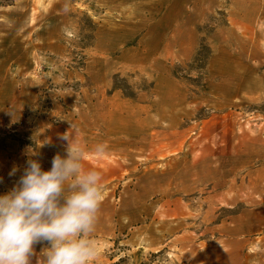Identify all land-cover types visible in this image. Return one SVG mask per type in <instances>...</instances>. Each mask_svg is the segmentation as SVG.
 Returning a JSON list of instances; mask_svg holds the SVG:
<instances>
[{"label": "rangeland", "instance_id": "obj_1", "mask_svg": "<svg viewBox=\"0 0 264 264\" xmlns=\"http://www.w3.org/2000/svg\"><path fill=\"white\" fill-rule=\"evenodd\" d=\"M71 125L94 264H264V0H0V195Z\"/></svg>", "mask_w": 264, "mask_h": 264}, {"label": "clouds", "instance_id": "obj_2", "mask_svg": "<svg viewBox=\"0 0 264 264\" xmlns=\"http://www.w3.org/2000/svg\"><path fill=\"white\" fill-rule=\"evenodd\" d=\"M57 139L66 142L65 155H54L50 170H42L29 148L19 179L0 195V264H30L33 246L41 242L50 247L37 264H94L101 255L93 233L103 202L102 175L84 162L88 155L102 160L107 145L98 143L89 152L73 125ZM18 171L14 166L9 177Z\"/></svg>", "mask_w": 264, "mask_h": 264}, {"label": "crops", "instance_id": "obj_3", "mask_svg": "<svg viewBox=\"0 0 264 264\" xmlns=\"http://www.w3.org/2000/svg\"><path fill=\"white\" fill-rule=\"evenodd\" d=\"M93 149V145H91L90 146V151ZM109 153H112L111 151H110V148H109V146L107 145V152H106V154H109ZM84 166L86 167V168H88V169H95V170H98V171H100L101 172V175H106V174H112V172L111 171H105V170H102L101 168H99V167H97V166H93V161H92V163H88V162H84ZM112 168V166H107V168ZM102 181H103V179H102ZM94 238V237H93ZM47 247H50V245H49V243L48 242H43V244H42V248H41V252H40V254L38 253V251H39V244H35L34 246H33V248H34V255L33 256H31L30 257V264H37V262L38 261H40V260H43L44 259V256H43V250L45 249V248H47Z\"/></svg>", "mask_w": 264, "mask_h": 264}]
</instances>
